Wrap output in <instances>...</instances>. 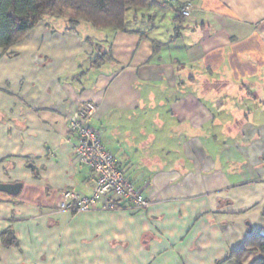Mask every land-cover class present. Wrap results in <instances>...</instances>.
Here are the masks:
<instances>
[{"label":"crops","instance_id":"0c3cea01","mask_svg":"<svg viewBox=\"0 0 264 264\" xmlns=\"http://www.w3.org/2000/svg\"><path fill=\"white\" fill-rule=\"evenodd\" d=\"M129 10L126 30L45 19L0 48V184L22 183L0 190V264H238L228 253L264 233V0ZM88 101L148 207H60L95 184L70 130Z\"/></svg>","mask_w":264,"mask_h":264},{"label":"trees","instance_id":"16d2710c","mask_svg":"<svg viewBox=\"0 0 264 264\" xmlns=\"http://www.w3.org/2000/svg\"><path fill=\"white\" fill-rule=\"evenodd\" d=\"M156 0H0V48L4 51L18 44L38 23L48 17L61 18L71 14L69 28L75 29L82 21L94 28L126 30L128 8H147ZM182 14V13H181ZM183 16V15H182ZM112 60L110 53L94 58L93 66L101 67ZM3 243L14 246L17 239L12 230L3 233ZM254 255L246 263L248 256ZM238 264H264V233L252 232L239 248L232 249L225 260Z\"/></svg>","mask_w":264,"mask_h":264},{"label":"built area","instance_id":"2783aa9c","mask_svg":"<svg viewBox=\"0 0 264 264\" xmlns=\"http://www.w3.org/2000/svg\"><path fill=\"white\" fill-rule=\"evenodd\" d=\"M193 2H185L180 10L183 16H190ZM98 111L94 101L84 103L70 117V130L79 139L76 153L83 165L89 166L96 179L93 191L87 195L81 191L66 189L62 192L60 207L75 212L98 209L104 201L103 209H114L117 201L126 202L137 208H146L150 201L145 192L130 182L119 166L115 156L105 148L98 129L92 124V119Z\"/></svg>","mask_w":264,"mask_h":264},{"label":"rangeland","instance_id":"374dc122","mask_svg":"<svg viewBox=\"0 0 264 264\" xmlns=\"http://www.w3.org/2000/svg\"><path fill=\"white\" fill-rule=\"evenodd\" d=\"M134 11V8H130L129 10V13H128V17L133 13ZM71 17V14H66L64 17H61V18H55V17H48L46 19H51V20H55V21H58L57 23L58 24H62L63 22H67V24H69V18ZM83 24H85V26L83 27V31L82 32H89L91 31L90 33H88L89 35H97L95 33H102V30L100 29H96L94 28L90 23L86 22V21H82ZM89 29V31H88ZM254 255H250V258L252 259Z\"/></svg>","mask_w":264,"mask_h":264},{"label":"water","instance_id":"95a60500","mask_svg":"<svg viewBox=\"0 0 264 264\" xmlns=\"http://www.w3.org/2000/svg\"><path fill=\"white\" fill-rule=\"evenodd\" d=\"M22 183H1L0 190L6 191L10 194H17L21 189Z\"/></svg>","mask_w":264,"mask_h":264}]
</instances>
